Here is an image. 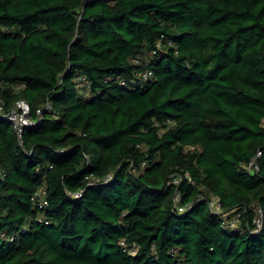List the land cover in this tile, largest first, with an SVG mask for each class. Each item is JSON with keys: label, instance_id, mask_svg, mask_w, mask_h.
<instances>
[{"label": "trees", "instance_id": "obj_1", "mask_svg": "<svg viewBox=\"0 0 264 264\" xmlns=\"http://www.w3.org/2000/svg\"><path fill=\"white\" fill-rule=\"evenodd\" d=\"M0 264H264V0H0Z\"/></svg>", "mask_w": 264, "mask_h": 264}, {"label": "built area", "instance_id": "obj_2", "mask_svg": "<svg viewBox=\"0 0 264 264\" xmlns=\"http://www.w3.org/2000/svg\"><path fill=\"white\" fill-rule=\"evenodd\" d=\"M152 73L150 71H146L144 73L145 78H149ZM30 113H31V105L30 103L25 100L21 99L16 102L15 109L11 111L8 114H5V117L12 123L14 124L17 132L20 134V137L22 136V132L26 126H29L32 124V120L30 118ZM262 152L259 151L258 157L261 156ZM254 163L252 162L251 165ZM88 178V177H87ZM94 181H99V180H94ZM47 190L44 186L40 187L35 191L33 194V201L38 202L40 205V208H44L49 204V201L46 197ZM82 195L81 192L76 194V197H80ZM181 211H183V208H181Z\"/></svg>", "mask_w": 264, "mask_h": 264}, {"label": "rangeland", "instance_id": "obj_3", "mask_svg": "<svg viewBox=\"0 0 264 264\" xmlns=\"http://www.w3.org/2000/svg\"><path fill=\"white\" fill-rule=\"evenodd\" d=\"M176 181H179V180H176ZM234 218H235V216H234ZM232 221H236V219H234V220H232ZM258 224L260 225V221H258ZM237 224L234 222L233 223V226H236Z\"/></svg>", "mask_w": 264, "mask_h": 264}]
</instances>
